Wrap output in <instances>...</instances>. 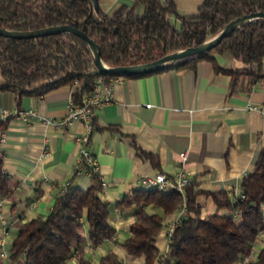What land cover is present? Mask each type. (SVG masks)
<instances>
[{
  "label": "trees",
  "instance_id": "16d2710c",
  "mask_svg": "<svg viewBox=\"0 0 264 264\" xmlns=\"http://www.w3.org/2000/svg\"><path fill=\"white\" fill-rule=\"evenodd\" d=\"M138 3L143 6L142 12L136 11ZM256 9H264V0H201L194 14H177L171 0H134L130 7H120L112 14L104 13L94 0H0V26L30 29L69 23L92 36L101 45L106 60L122 64L147 61L168 50L197 44L229 19ZM169 14L176 21H171ZM222 51L238 59L241 66L219 67L212 54ZM263 57L264 18H257L241 24L207 51L182 58L169 67L193 68L198 60L208 59L215 68L228 72V89L232 91L246 88L259 77L264 79ZM92 67L87 42L74 33L28 37L0 34V90L38 95L67 83L71 100L78 103L95 84L98 73L89 72ZM75 79L78 84H74ZM4 126L0 121V127ZM133 146L138 156L149 157L157 164L154 153L135 141ZM83 166L89 171L86 187L68 184L47 213L15 221L16 231L4 264H61L70 256H74V264H95L86 251L113 237L114 205L121 210L133 207L130 233L114 242L126 253L140 256L142 264H264L262 149L242 175L237 194L223 188L198 187L191 180L182 194L171 185L144 183L112 203L100 194L99 172L85 162ZM9 189V177L0 160V193ZM198 193L211 197V211L202 213L195 200ZM181 201L185 213L160 251L156 236L163 225V214L174 212ZM147 204L161 211H148ZM260 233L261 243L250 253L249 246L255 238L258 241ZM97 264L129 263L114 248H108L99 255Z\"/></svg>",
  "mask_w": 264,
  "mask_h": 264
},
{
  "label": "crops",
  "instance_id": "0c3cea01",
  "mask_svg": "<svg viewBox=\"0 0 264 264\" xmlns=\"http://www.w3.org/2000/svg\"><path fill=\"white\" fill-rule=\"evenodd\" d=\"M94 1L107 14L120 7L128 8L134 2ZM171 1L177 14H194L201 0ZM142 10V4L138 3L136 11ZM168 17L176 21L174 15ZM212 55L221 68L241 66L226 51ZM261 67L264 69V57ZM228 81V72L215 68L205 58L193 68L166 66L148 74L120 75L115 79L111 100L94 107V128L86 143L105 182L101 196L114 203L133 187L144 184V174L162 170L172 175L180 151L185 152L184 171L196 186L223 188L229 194H237L242 175L251 168L259 150L264 151V79L259 77L246 88L232 91L228 89ZM70 100L71 88L67 83L38 95L0 90V108L24 111L9 114L3 121L6 135L0 160L9 177L10 189L0 193V243L3 235L5 244L9 242L7 237L11 235V239L14 235L17 219L47 213L64 186L88 185L89 173L78 164L80 145L75 140V135L85 132L84 121L74 120L66 125L43 120L44 116L60 120ZM147 102L151 104L146 105ZM247 103L256 104L262 112L247 108ZM28 109L35 113L27 114ZM44 137L50 146L46 154L42 150ZM133 141L154 153L157 164L149 157L138 156ZM195 200L202 213L214 208L208 194L198 193ZM152 211L161 209L155 206ZM112 213L116 229L113 237L91 249L113 248L116 238L130 233L133 207L121 210L114 205ZM172 214L163 217L167 220ZM164 243L161 227L156 244L164 248ZM0 258L1 262L5 257Z\"/></svg>",
  "mask_w": 264,
  "mask_h": 264
},
{
  "label": "built area",
  "instance_id": "2783aa9c",
  "mask_svg": "<svg viewBox=\"0 0 264 264\" xmlns=\"http://www.w3.org/2000/svg\"><path fill=\"white\" fill-rule=\"evenodd\" d=\"M120 75L109 74L105 75L102 73L97 74L95 78V84L92 89L84 94L82 101L78 103H74L70 100L68 105V109L66 114L60 119L57 120L52 116H44L43 120L46 122H52L54 124L64 123L66 125L72 123L74 120H82L85 123L86 129L84 133L75 135V140L79 143V157L78 164L83 166V163L90 165L97 171V160L95 155L86 147V143L88 142L89 134L94 128V123L92 121L94 114V107L99 104L108 102L112 98V85L115 79H118ZM74 84H78V80H74ZM151 103L147 102L146 105H150ZM247 108L250 109H258L262 112V108L256 106L254 103H247ZM19 108L8 109V108H0V121L7 120L9 114H18L22 113ZM33 110L28 109L27 114H34ZM5 129L0 127V157L2 156L1 146L5 140ZM50 146L48 143V139L44 137L42 142V150L46 154L49 152ZM178 166L173 172L172 175H167L162 170L156 171L150 174H144L142 180L144 183L158 185L159 187H164L167 185H171L175 187L181 194L183 193V187L190 180L189 176L186 174L183 168V161L185 158V152H178ZM86 171L89 173L88 169ZM101 183L104 185V180L102 177ZM66 186L62 188V192L65 190ZM185 213V205L184 201H181L180 206L173 212L172 216L168 218L163 227L164 234V248L168 241V236L173 229L174 225L179 221L181 215ZM5 235L0 243V257H6L8 251L6 250L5 244ZM257 243V239L255 238L249 246V252L252 253L255 250V244ZM92 248V246H89Z\"/></svg>",
  "mask_w": 264,
  "mask_h": 264
},
{
  "label": "water",
  "instance_id": "95a60500",
  "mask_svg": "<svg viewBox=\"0 0 264 264\" xmlns=\"http://www.w3.org/2000/svg\"><path fill=\"white\" fill-rule=\"evenodd\" d=\"M257 18H264V9L251 10L229 19L197 44L184 45L168 50L161 55L147 61L122 64H112L106 60L104 58L101 45L82 29L69 23H57L30 29H15L11 27L0 26V34L13 37H28L55 32L74 33L81 36L87 42L94 62V67H92L89 72L98 74L107 73L128 75L131 73L157 70L169 66L182 58L189 57L193 54L203 53L220 41L221 38L228 35L232 30L239 27L241 24Z\"/></svg>",
  "mask_w": 264,
  "mask_h": 264
},
{
  "label": "rangeland",
  "instance_id": "374dc122",
  "mask_svg": "<svg viewBox=\"0 0 264 264\" xmlns=\"http://www.w3.org/2000/svg\"><path fill=\"white\" fill-rule=\"evenodd\" d=\"M154 207V208H153ZM157 208H158V206H156ZM153 209H155V206L153 205V204H149L148 205V207H147V210L148 211H152ZM111 215H113V213H111ZM162 222H163V225H162V227H164V224H165V222H166V217L164 216V217H162ZM262 233H260L259 235H258V241H257V243L255 244V249H258V247H259V244L261 243V241H259V238L261 239V237H262ZM11 235H9V237H10ZM125 236H127V235H121L119 238L121 239V238H124ZM9 237H7V240L9 241V242H7L6 243V250H8V248H9V244H10V241H11V239L9 238ZM12 238V237H11ZM112 247L126 260L127 259V261L128 262H131V264H142V258L140 257V256H135V255H132V254H128V253H126L125 251H124V249L123 248H121L119 245H112ZM164 248L163 247H159V250L160 251H162ZM106 250V248H102V247H98V248H93V249H91L90 247H88L87 248V254L88 255H90L92 258H93V260H94V263L95 264H97V260H98V257H99V255L103 252V251H105ZM130 259H132V261H130ZM4 263H7V260L5 259V258H3L2 259V261L0 262V264H4ZM75 263V258H72V259H69V260H67L66 261V263L65 264H74Z\"/></svg>",
  "mask_w": 264,
  "mask_h": 264
}]
</instances>
